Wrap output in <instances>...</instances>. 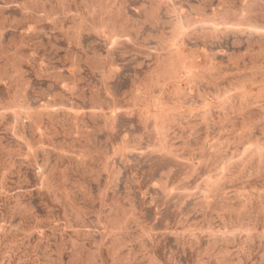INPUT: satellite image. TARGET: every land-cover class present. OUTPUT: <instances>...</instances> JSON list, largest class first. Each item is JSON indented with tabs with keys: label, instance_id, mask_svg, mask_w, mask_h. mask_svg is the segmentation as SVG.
<instances>
[{
	"label": "rangeland",
	"instance_id": "rangeland-1",
	"mask_svg": "<svg viewBox=\"0 0 264 264\" xmlns=\"http://www.w3.org/2000/svg\"><path fill=\"white\" fill-rule=\"evenodd\" d=\"M31 1L0 0V65L12 71L0 79V264H264V98L235 93L264 82V56L249 26L223 19L249 0H186L206 1L187 30L196 65L153 88L158 60L181 47L168 6L154 24L152 0H111L94 26L123 9L140 27L115 46L84 28L78 46L83 0ZM15 52L29 58L17 76ZM164 105H181L168 123L154 113Z\"/></svg>",
	"mask_w": 264,
	"mask_h": 264
},
{
	"label": "bare ground",
	"instance_id": "bare-ground-1",
	"mask_svg": "<svg viewBox=\"0 0 264 264\" xmlns=\"http://www.w3.org/2000/svg\"><path fill=\"white\" fill-rule=\"evenodd\" d=\"M32 1H31V3H32ZM37 1L38 0H36V2ZM44 1H46V0H44ZM68 1L69 0H54L53 1V2H55L54 5L51 4L52 2H50L51 9L52 10L55 9V11H56V8H61V9L62 8H67V6H69V5H67V2ZM83 1H84V2H82V3H84L83 6L86 9L84 11H86L85 13L87 14L86 17H88V16H93L94 17V15H97L100 11H103L105 9L107 10V9L111 8V2H114V1H111V0H83ZM180 1H181V5H180L179 9H177L175 7L173 0H152L149 8L146 9V12H145V21H149V22H152L154 24H157V23L160 22L159 12H160L161 8L163 7V5L164 6H168V11L169 12L170 11H173L174 13L177 14V16H176V18H175V20L173 22V25H174V34L177 35V36H179L181 38V40H182L181 41V47H180V49L175 50V52L174 53H171V55L168 58H166V59H159L158 60L157 67L151 72V74L148 77L147 87H150V88H153V87H165L167 85V83H169L170 81L176 80L181 75L182 71L188 69L189 67H192V66H195L196 65V62L193 61L191 59L190 55L187 53V50H188L187 49V30H188V28H189V26L191 25L192 22L203 18L202 13L204 11L203 9L205 7L206 1H203L204 3H199V5H193V6L187 5L186 2L188 3V1H186V0H180ZM34 2H35V0H34ZM41 2H42V0H41ZM75 2H77V1H75ZM245 3H246V0H245ZM45 5H47V4H45ZM50 5L48 4L49 8H50ZM42 6H43V4H42ZM77 6H78V4H77ZM77 6L75 5L74 7L76 8ZM84 7H82V9H84ZM118 7H119V5H118ZM40 8H41V6H40ZM68 8H70V7H68ZM187 8H189L190 10H187ZM47 9L48 8H46V10ZM57 10L59 11V9H57ZM73 10H74V8H73ZM73 10H71V11H73ZM122 11H123V9H122ZM122 11H121V9H117V11L115 13L116 16L114 15L115 17H111L110 16V18H107V19H99L98 22H96V25L95 26L93 24V22L95 23V21H93V20H95L96 18L95 19H92L91 21H90V19H91L90 17H88L89 19L86 18V17L85 18H82V20H81V18H79L80 20H78V22L79 21L80 22H79V24H78V22H76L78 25L76 24L77 28L74 29V30H76V38H77L78 46L81 45V43H83V41H84V40H82V35H83L84 28H90V29H93V30L98 31L100 34H102V36L104 37V39L110 45H112V46L118 45L122 41V39H124V38H130L131 37V32L133 30L136 31L140 26L138 25L139 23H137V24L136 23L131 24L132 21L130 22V18L128 17V15H125V14L123 15L122 14ZM60 13H57V14L61 15ZM63 13H64V11H63ZM73 14H75V12H73ZM76 14H78V13H76ZM86 14H84V15H86ZM231 14L236 18L235 20L238 21L239 27L249 26V28L255 34H257L259 36L258 37L259 38L258 39L259 55L264 56V0H249V2L244 5V9L242 10L241 14L240 13H235V11H232V9H229V10L226 11V15H224V18L223 19L225 21H227V19L230 18ZM110 15H112V14H110ZM80 16H82V15H80ZM137 22H139V20ZM85 33H86V31L84 32V34ZM71 34H73V33H71ZM86 34H89V33H86ZM97 35H98V33H97ZM148 36H153V35H149L148 34ZM132 38H133V36H132ZM150 38H152V37H150ZM159 38L161 40V43L164 44V45L165 44H168L171 41L170 38L165 37L162 33L159 35ZM94 41L95 40L91 41V43H93ZM20 44H26V43L21 42ZM222 47H220V48H222ZM86 51H88V50H86ZM68 53H70V52H68ZM23 54H20L18 52H15L14 54L10 55L11 58L8 61L13 66V68H14L13 73H12L13 76L20 75L21 72H23L22 70H24L23 67H22L23 63H26V62L29 61L28 60L29 59L28 56L23 55ZM97 55H94V56H97ZM30 58H32V57H30ZM95 58L97 59V57H95ZM88 61H89L88 63H90V61L92 62L93 59L90 58V59H88ZM77 63H78V61H77ZM74 64H76V63H74ZM77 65L78 64H76L75 66H77ZM2 66L0 65V79L3 76L5 77V76H7V74L9 75L12 72L11 70H9L10 73H8V71L5 69V67H4L5 70L2 69ZM263 69H264V66H263ZM80 70H81V67H80ZM112 70H114V69H112ZM77 71H79V70H77ZM7 77H9V76H7ZM25 78L26 77L21 78L20 85L18 84L21 87V91L18 90V93H17L18 94V98H17V95H16V98H17V100L19 102L18 108L20 109L19 111H17L18 114L24 113L23 110H25L27 108L26 107V104H27L26 101L27 100H26V97H25V93H23L24 91H22V90H24L25 88H27L28 85L30 86V83L27 80L28 78H26V79ZM62 78H64V77H62ZM19 79H20V76H19ZM15 80H16V78H15ZM235 93L237 95L249 96V97L251 96V97H254V98H261V99H263L264 98V82L253 81L252 79H242L237 84V86L235 88ZM175 94L177 96H179V95H187L188 94V90L185 88V86H181L180 84H177L176 90H175ZM14 99H13V101H14ZM27 106H29V105H27ZM180 108H181V105H172V106L164 105V106H161L160 109L157 112H154V113L157 114V115L166 114L167 117L164 118V123H168V122H171L172 121V117L169 114L171 112H174V111L179 110ZM247 208H248V206L243 202V203H241L238 207H236L233 210H234V212H236L238 214L239 212L241 213L242 211L246 210ZM131 218H132L131 215H127V216L125 215V217L120 222H126L129 219H131Z\"/></svg>",
	"mask_w": 264,
	"mask_h": 264
}]
</instances>
